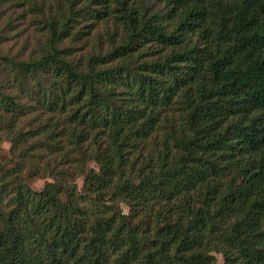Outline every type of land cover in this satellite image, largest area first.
<instances>
[{"label":"trees","instance_id":"16d2710c","mask_svg":"<svg viewBox=\"0 0 264 264\" xmlns=\"http://www.w3.org/2000/svg\"><path fill=\"white\" fill-rule=\"evenodd\" d=\"M19 23L0 264H264V0H0Z\"/></svg>","mask_w":264,"mask_h":264},{"label":"rangeland","instance_id":"374dc122","mask_svg":"<svg viewBox=\"0 0 264 264\" xmlns=\"http://www.w3.org/2000/svg\"><path fill=\"white\" fill-rule=\"evenodd\" d=\"M16 31H22V32H19L18 34L14 35ZM32 34L33 33L30 30L26 31V26L25 24L23 25L22 23L15 25V28L13 31L2 32L1 38H0V42H1L0 52H3V53L8 52L10 55L15 56L20 59L28 58L30 55L31 49L27 48L26 50L22 52V44L24 42V39L33 38ZM32 40L31 42H33ZM9 149H10L9 143L2 142L0 144V159H2V162L4 161V165L8 169L14 167V164L12 162L6 161L7 158L10 157ZM46 181H50V179L47 178V179L36 180V181L30 182V184L35 190H40L42 189ZM77 185H78V189H81L82 179H79L77 181ZM122 209L124 212L127 211V208L124 205H122ZM217 260L219 263L222 262L220 258H218Z\"/></svg>","mask_w":264,"mask_h":264}]
</instances>
